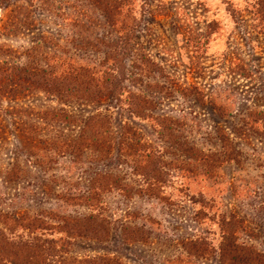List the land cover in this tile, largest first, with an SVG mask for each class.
Segmentation results:
<instances>
[{
	"label": "rangeland",
	"instance_id": "rangeland-1",
	"mask_svg": "<svg viewBox=\"0 0 264 264\" xmlns=\"http://www.w3.org/2000/svg\"><path fill=\"white\" fill-rule=\"evenodd\" d=\"M261 2L0 0L5 264H264Z\"/></svg>",
	"mask_w": 264,
	"mask_h": 264
},
{
	"label": "trees",
	"instance_id": "trees-1",
	"mask_svg": "<svg viewBox=\"0 0 264 264\" xmlns=\"http://www.w3.org/2000/svg\"><path fill=\"white\" fill-rule=\"evenodd\" d=\"M258 12H260V14L262 15L261 17L264 20V0H262V2L260 3ZM109 85L103 84V86L105 88H110L111 90H113V88L116 87V85H113V87H111L112 83H109ZM131 108L137 114L138 111H136V108L135 107H131ZM139 112H141V109H139ZM140 114H143V113H140ZM10 221L14 222L15 224H17V222H19V220L16 219V218H10ZM34 222H35V219H29L27 221V223H26L27 224L26 226L27 227L32 226ZM5 241L6 240H5L4 236L1 234V231H0V264H5V262L3 261V254L1 252L3 247H4V245L7 243ZM18 243H19V241L17 243H12V245H11L12 247L10 248V251H9V253H12L13 256H15V257H16V252H24V249L21 247L22 242L19 243V244ZM241 248H243V247H241ZM241 248L240 247L235 248L233 245H231V246L227 245L225 247V251H224V252H227L226 258L225 259L221 258V262L223 264H235L236 262H238V259H240V261L243 259L244 260L243 262H246V257H244V253L240 252V250H239ZM221 251H222V249H221ZM236 251H239V252H236ZM243 262H240V263H243ZM247 264H250V263L247 262Z\"/></svg>",
	"mask_w": 264,
	"mask_h": 264
}]
</instances>
